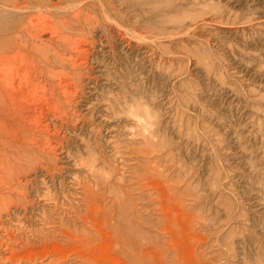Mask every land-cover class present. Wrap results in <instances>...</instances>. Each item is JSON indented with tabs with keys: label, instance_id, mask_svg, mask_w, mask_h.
Instances as JSON below:
<instances>
[{
	"label": "rangeland",
	"instance_id": "rangeland-1",
	"mask_svg": "<svg viewBox=\"0 0 264 264\" xmlns=\"http://www.w3.org/2000/svg\"><path fill=\"white\" fill-rule=\"evenodd\" d=\"M32 69L0 264H264V0H0Z\"/></svg>",
	"mask_w": 264,
	"mask_h": 264
},
{
	"label": "bare ground",
	"instance_id": "bare-ground-1",
	"mask_svg": "<svg viewBox=\"0 0 264 264\" xmlns=\"http://www.w3.org/2000/svg\"><path fill=\"white\" fill-rule=\"evenodd\" d=\"M33 66H35V64H33ZM33 66H32V68H33ZM30 67L31 66H29V68ZM36 67L38 68L37 65H36ZM33 69L31 71H29V70L25 71L24 70L21 73V75H18V78L16 81L14 80V78L11 79L12 75L9 76V77H11L10 79H9V77H5L6 79L1 77V80L4 79V82L0 84V142L6 141L7 139H11L17 143H21L22 141H25V140H27V141L31 140L32 142H36V143L38 141V144L40 142L39 139L35 138V135H33L32 133L29 134L27 132V130L24 129L25 127H23L18 121V119H20V118L23 119L26 116L28 118H30L29 120H31V121L32 120L38 121L37 114L41 113V112H39L38 107L28 109V111H26L27 110L26 108H22L20 110H17V108H16L17 106L19 107L22 104H29L31 101L35 102V103H40L42 98L47 99V97H41V96H43V93H44L43 91H45V88L42 89L43 93L42 94L40 93L41 94L40 96L38 94L40 88L41 87L43 88L44 85L42 84V82L38 78L39 76H41L40 72L36 71L37 69L36 70H33ZM31 72L34 74L31 75ZM15 118L17 120H15ZM23 143H25V142H23ZM36 143H33V144L38 145ZM37 147H39V146H37ZM53 147H54V145H53ZM53 147H51V144H50V149H52ZM0 165H1V163H0ZM1 172L2 171H0V179L2 177V183L3 184L9 185L13 188L18 187L17 183L12 178H7L5 176V178L7 180L4 181L3 175L5 174V172H4V170L2 173Z\"/></svg>",
	"mask_w": 264,
	"mask_h": 264
}]
</instances>
